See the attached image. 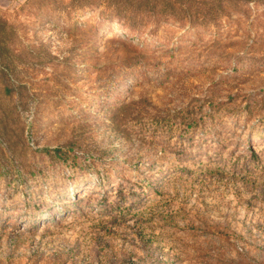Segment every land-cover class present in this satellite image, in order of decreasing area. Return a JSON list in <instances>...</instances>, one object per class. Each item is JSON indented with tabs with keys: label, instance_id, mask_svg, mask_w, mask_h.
Returning a JSON list of instances; mask_svg holds the SVG:
<instances>
[{
	"label": "rangeland",
	"instance_id": "obj_1",
	"mask_svg": "<svg viewBox=\"0 0 264 264\" xmlns=\"http://www.w3.org/2000/svg\"><path fill=\"white\" fill-rule=\"evenodd\" d=\"M0 264H264V0L1 8Z\"/></svg>",
	"mask_w": 264,
	"mask_h": 264
},
{
	"label": "crops",
	"instance_id": "obj_2",
	"mask_svg": "<svg viewBox=\"0 0 264 264\" xmlns=\"http://www.w3.org/2000/svg\"><path fill=\"white\" fill-rule=\"evenodd\" d=\"M12 0H0V10L1 8L7 6Z\"/></svg>",
	"mask_w": 264,
	"mask_h": 264
}]
</instances>
